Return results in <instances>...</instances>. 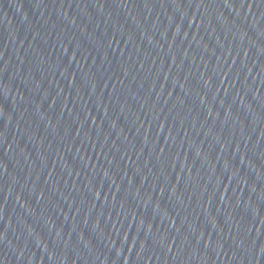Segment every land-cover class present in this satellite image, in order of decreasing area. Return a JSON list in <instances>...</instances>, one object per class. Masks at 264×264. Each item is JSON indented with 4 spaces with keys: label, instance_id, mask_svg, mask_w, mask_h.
Here are the masks:
<instances>
[{
    "label": "water",
    "instance_id": "water-1",
    "mask_svg": "<svg viewBox=\"0 0 264 264\" xmlns=\"http://www.w3.org/2000/svg\"><path fill=\"white\" fill-rule=\"evenodd\" d=\"M0 264H264V0H0Z\"/></svg>",
    "mask_w": 264,
    "mask_h": 264
}]
</instances>
